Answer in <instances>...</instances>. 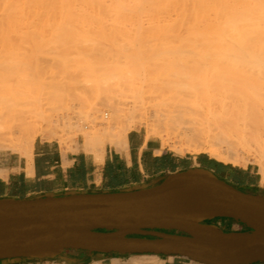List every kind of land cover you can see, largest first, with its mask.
<instances>
[{
	"label": "bare ground",
	"instance_id": "1",
	"mask_svg": "<svg viewBox=\"0 0 264 264\" xmlns=\"http://www.w3.org/2000/svg\"><path fill=\"white\" fill-rule=\"evenodd\" d=\"M45 34H48L54 41L51 40V43L46 45L38 43L36 40L46 37ZM138 34H141V38L144 34L147 35L146 38L151 37L150 34H157L156 36L159 34L168 36L169 34L168 37L176 35L179 39L182 38L178 44L182 48H202L207 52L211 64L216 69L234 71L235 73L230 76L231 80H264V0H0V54L4 51L12 53V50L16 53L15 51L19 52L22 48L35 51V53L38 51H46L47 54L66 51L69 53L71 50L67 47L68 45L58 39L70 38V36L88 38L91 35L99 38L108 35H110L108 37L111 35L114 37L128 35L127 37H129L130 35V37L137 38ZM22 39H26L27 42L24 40L23 42ZM199 40L205 42H199ZM74 44H72L73 47L76 46ZM2 62L4 60L0 59V63ZM123 71L126 73H122ZM123 71H120L122 74L120 73L118 78H113L117 79L115 83L119 89V94L122 96L124 91H131L133 93L126 96L134 98L139 89L135 83L136 79L132 77L130 70ZM225 75L227 76V74ZM219 76L221 75L219 74ZM94 92L99 94V88L96 87ZM28 97L32 98V96ZM25 98L27 100L23 106H19V109L20 107H27V105L32 107H29L30 110L26 108L29 110L26 112H30L28 116L25 115L24 108L21 110L22 113L25 112L24 114L20 110L17 111L18 114L21 113L19 115L23 116L20 118L16 113L18 115L17 122L13 113L18 108L12 113L11 110L13 109L5 108L15 116L8 118H14L16 123L11 121L12 118L7 120L9 123L12 122L11 125L2 123L4 120L0 122L1 130L3 129L0 131V150L19 154V157L24 161L27 175L32 174L33 148L36 139L39 138L43 142L55 140L59 142L63 138L61 134L59 136L57 135L58 132L56 133L59 127L71 128L70 126L74 125L75 132L78 131L76 133H79L83 140L82 145L78 144L81 146L80 149L91 154L94 161L101 164L106 145L117 151H127L128 133L141 125L145 126L149 132V134L145 132L146 138L152 135L161 142L162 148L165 147L173 137V130L169 127L176 122L180 124L178 127L181 128V135L190 137L194 141V144L187 146H173V144L171 149L176 154L202 152L222 164L242 168L252 164L256 167V171L264 183V115L261 117L249 116L245 113L246 109L239 112L242 107L236 109L238 104L231 108L226 105L209 106L204 111L189 106L187 101L178 104V106L176 104L169 105L170 108L164 110L161 108V104H155L151 107L153 116L147 120L148 118L139 119L135 116L136 106L133 105L132 110L131 108L129 110L128 107H125L128 109H124L123 104H121L123 101L119 102L117 99L115 101L110 98L104 100L105 107L111 113L110 119L107 121L102 118L99 108L93 106V108L90 107L92 110L87 113L86 120L79 116L80 125L77 123V119H75L77 122H73V116L64 113L58 116L56 114L57 117L54 116L56 120L53 117L55 120L53 121L57 124L61 121L63 124L64 121L65 125L56 128L55 123L50 122L52 120L48 117V123L46 122L44 127L41 126L43 129L38 130L39 127L35 129L38 121L32 125V122L34 123L37 119L36 115L33 114L34 107L37 105L34 102L35 97L33 96L31 99L33 105H30L29 98ZM22 101L24 100L20 102ZM128 104L126 105L128 106ZM41 106L40 104L39 109ZM166 106L168 107V105ZM2 107H0L2 110H0V118L5 113L9 116L8 112H3L4 107ZM35 113H38V109ZM49 122L55 128L50 127ZM197 125L213 127L217 131L221 129L234 130L241 135L245 142H253L256 152L252 158L245 156L232 142L221 140L219 135L218 137L217 135L214 136L212 140L198 142L197 136L199 134L196 133L195 129V126L197 129L199 128ZM94 127L101 128L94 129ZM104 135L105 137H103ZM74 142L72 146L76 151L79 147ZM6 174V170H0V178H6ZM167 259L170 262L173 260L172 257ZM165 263L166 259L157 254L136 255L127 262H122L119 259L111 262V264ZM91 264H100V262L96 260Z\"/></svg>",
	"mask_w": 264,
	"mask_h": 264
},
{
	"label": "rangeland",
	"instance_id": "2",
	"mask_svg": "<svg viewBox=\"0 0 264 264\" xmlns=\"http://www.w3.org/2000/svg\"><path fill=\"white\" fill-rule=\"evenodd\" d=\"M48 34L51 36L50 33ZM48 34H45L47 36H43L44 38L41 40L36 41L38 43L40 42L42 45L51 43L50 41L54 40L49 37ZM138 35L140 36L141 34ZM144 35L143 38L140 36L141 39L139 36L136 38L130 37V35L129 37H127L128 35H123L125 37H119V35L117 37L113 35L108 37L110 36L108 35L107 37L105 36L106 38H102V36L101 38L97 36L94 37L95 35H91V37L88 36V38L70 36V38L64 37L65 39H58L60 42L68 45L67 47L71 50L69 53L68 51L56 52V54L55 52L47 54L48 52L46 51H38L35 53V51L25 50V48H22L19 52L15 51L16 53L13 52L14 50L11 51L12 53L4 51L5 53L3 52L0 54V59L4 60V62L0 63V107L5 105L3 106V112L5 111L8 113L10 111H7L5 108L10 107L13 109L11 113L15 111L16 108L18 109L13 113L16 116V120L12 117V119L8 118L10 116L15 117L11 113H9V116H7L6 113L5 115L1 113L4 117L2 116L3 118H0V122L4 120L2 123L11 125L14 120L17 122L18 115L22 113V108L25 109V112L29 111V107L32 106L28 107V102L26 103L27 107L24 105L25 107H20L19 109V106H23L25 100H27L25 97L29 98L28 96H32L31 99H33L34 96V102L38 105V107L37 105H35V107L33 106V114L34 116L36 115L37 119L34 123L32 122V125H35V122L38 121L37 125H35V129L39 127L38 130L41 126L44 127L46 122L48 123V117L52 120L49 121L54 124L56 117L64 113L73 116V122L76 121L75 119L78 121L80 117H82V119L84 117V120H86L87 113H89V110H92L90 107L93 108V106L99 108L102 118L107 121L110 119L111 113L107 107H105L104 100H109L110 98H113L115 101L118 100L119 102L123 101L121 104H123L124 109L129 108L130 110L131 108L132 110V106H136L134 112L135 116L139 119L148 118L147 120L151 119L153 116L151 109L153 105L161 104V108L164 110L166 108L169 109L170 106L174 104L178 106V104L184 103L185 101H187L189 106L197 110L204 111L209 108V106L214 105H226L231 108L236 107V104H238L236 109L242 107L239 112H243L246 109L245 113L249 116L256 115V117H261L264 115V80H231L230 76L235 72L230 69L219 70V68H217V71L211 64L208 54L204 49V51L202 48L184 49L181 45H178L182 38L179 39L176 35H174V37H168L169 34L168 36L165 34H163L164 36L162 34H159V36H156L157 34H150L151 37L147 38V35ZM54 37L53 35V38ZM23 40L26 41V39H22V41ZM199 42L205 41L199 40ZM67 43H76L74 44L76 46L73 47L72 44L70 45ZM127 69L131 71L132 77L136 79L135 83H137V87L139 88L134 98L126 96L133 93L127 90L120 96L119 89L115 83L117 79H113L119 76L121 73L120 71H127ZM124 72L125 71L122 73ZM236 73L239 72L236 71ZM219 74L221 76H219ZM225 74H227V76ZM96 87L100 90L99 94L94 92ZM31 99L29 98L28 100L29 103H31L30 105H33ZM21 100L24 101L20 102ZM124 101L126 104L129 103L128 106L126 104L124 105ZM40 104L42 108L40 107L39 109ZM163 104H165V108L162 106ZM166 105H168V107ZM37 109L38 113H35ZM19 110L21 113L18 114L17 111ZM26 113L25 115L28 116L30 112ZM19 117L21 118L23 116L19 115ZM10 119L12 122H7V120ZM61 122H58V124L55 123V127L58 128L61 125H65L64 121L63 124ZM77 123H79V125L81 124L80 121ZM179 125V123L175 122L169 127L172 128V136L174 137L175 135V137L173 138L171 136L172 138L168 143L169 146L166 145L163 147L162 151H169L181 157L203 155L205 158L213 160L202 152L195 154L191 152L178 155L172 151L171 146L173 144V146L194 144V141L190 137L187 138L181 135V128L178 127ZM49 126L54 127L51 123ZM70 127L71 128H66V126H64V128L59 127V131L57 130L56 133L58 132L57 135L59 136L61 134L63 138H61L59 142H57V140L55 141L63 147L64 150L72 151L74 150L72 149V143L75 141L74 144L77 143V145H82L83 140L81 135L76 133L78 131L75 132L74 125ZM177 127L179 128L178 133ZM198 127L200 130L195 126L196 133L199 134L197 136L198 142H205L209 139L212 140L214 136L217 135L218 137L219 135L221 140L232 142L245 156H251L250 158H252L256 152L254 143L245 142L241 135L234 130L221 129L217 131L214 130L213 127H207L205 125ZM7 128L4 129L6 130ZM99 128L101 127H94V129ZM136 129L141 130L145 137L147 136L146 134H149L148 130H146L147 128L143 125L138 126ZM2 130L0 127V131ZM103 137H105V135ZM149 138L158 140L152 135L149 136ZM38 139L39 138L36 140ZM61 140L62 142H60ZM79 147L81 148V146ZM0 153L19 156L17 153L5 150H0ZM217 163L222 164L220 162ZM222 165L225 166L224 170L233 172L242 178L241 182H234L237 184L238 189L250 195L264 197V183H262L261 176L257 173L254 165L248 164L245 168L232 166L230 164ZM204 223L215 225L214 220ZM234 225L237 229L243 230V232L249 231V228L245 225L241 226V228L235 223ZM221 226L227 229L223 223ZM165 232L169 234H178L172 231ZM134 256L136 255L81 253L80 251L70 250L51 259H33L29 261L24 259V261L17 260L14 262H18L17 264H91L98 260L100 264H111L115 259L127 262ZM161 258L166 259L165 264H195L183 258L172 257L173 260L171 262L167 259V256Z\"/></svg>",
	"mask_w": 264,
	"mask_h": 264
},
{
	"label": "water",
	"instance_id": "3",
	"mask_svg": "<svg viewBox=\"0 0 264 264\" xmlns=\"http://www.w3.org/2000/svg\"><path fill=\"white\" fill-rule=\"evenodd\" d=\"M221 218L249 231L204 223ZM70 250L157 254L197 264L264 263V197L192 169L149 190L0 199V261L49 259Z\"/></svg>",
	"mask_w": 264,
	"mask_h": 264
},
{
	"label": "crops",
	"instance_id": "4",
	"mask_svg": "<svg viewBox=\"0 0 264 264\" xmlns=\"http://www.w3.org/2000/svg\"><path fill=\"white\" fill-rule=\"evenodd\" d=\"M127 140V151L106 146L103 162L98 164L79 146L76 151L64 150L56 141L38 139L33 148L31 175L26 174L24 161L19 156L0 153V170L7 172L6 178H0V199L39 200L136 192L158 188L179 172L192 169L211 172L210 169L217 167L203 155L181 157L162 151L160 142L146 139L141 130L130 131ZM221 176L226 183V180L242 181V178H232L224 173ZM214 223L224 232H243L234 223L240 228L244 225L234 220L214 219ZM222 223L227 229L221 226Z\"/></svg>",
	"mask_w": 264,
	"mask_h": 264
},
{
	"label": "flooded vegetation",
	"instance_id": "5",
	"mask_svg": "<svg viewBox=\"0 0 264 264\" xmlns=\"http://www.w3.org/2000/svg\"><path fill=\"white\" fill-rule=\"evenodd\" d=\"M210 171H211L214 175H216V177H218L219 179H221V177H222V176H221L222 173H224L225 175L230 176V177H232V178H240L239 175L234 174L233 172H230V171H227V170H224V169L218 168V167H213L212 169H210ZM226 181H227V183H229L231 186H233V187H235V188L238 189L236 183H234L233 181H228V180H226ZM248 230H249V229H248Z\"/></svg>",
	"mask_w": 264,
	"mask_h": 264
},
{
	"label": "trees",
	"instance_id": "6",
	"mask_svg": "<svg viewBox=\"0 0 264 264\" xmlns=\"http://www.w3.org/2000/svg\"><path fill=\"white\" fill-rule=\"evenodd\" d=\"M211 164L213 165H216L217 167L221 168V169H224L225 166H223L222 164H219L213 160H210L209 161ZM81 253H83V251H80ZM111 255H116V254H111ZM160 257H163V256H160ZM19 261H24V259H18ZM13 261H17V260H9V261H0L2 264H8L9 262H13ZM18 263V262H17ZM16 263V264H17ZM15 264V263H14Z\"/></svg>",
	"mask_w": 264,
	"mask_h": 264
}]
</instances>
